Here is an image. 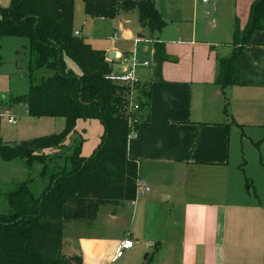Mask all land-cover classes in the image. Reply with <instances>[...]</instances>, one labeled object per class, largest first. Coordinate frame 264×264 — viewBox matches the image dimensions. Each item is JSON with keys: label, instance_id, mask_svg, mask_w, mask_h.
Instances as JSON below:
<instances>
[{"label": "crops", "instance_id": "crops-1", "mask_svg": "<svg viewBox=\"0 0 264 264\" xmlns=\"http://www.w3.org/2000/svg\"><path fill=\"white\" fill-rule=\"evenodd\" d=\"M11 1L0 0V7ZM255 1L194 0L187 8L183 0H156L167 26L151 35L137 12L91 18L83 0L82 5L75 0L74 31L93 49L108 58L136 50L141 61L151 63L138 71L146 90L139 99L148 105L133 114L138 134L128 142V158L151 191L132 202L108 204L114 211L102 206L93 223H66V256H81L83 264H264V30L254 32L242 52L241 83H217L221 61L235 52L236 27H246ZM81 12L84 25L78 28ZM105 29L113 33L103 34ZM92 30L101 32L89 36ZM103 39L109 46L100 45ZM157 43L165 45L168 57L159 74ZM44 118L56 124L63 120L65 128L64 118ZM88 129L92 136L101 130L99 138L90 137ZM103 132L97 119L78 121L75 135L84 139V157L93 154ZM74 138L69 136L67 146ZM247 144L260 152L256 161L248 158ZM4 162L0 169L7 172L0 184L14 187L4 194L30 185L27 179L16 180L8 166L22 162L13 168L25 174L34 164ZM11 213L9 205L8 213L0 215ZM126 237L134 247L115 260Z\"/></svg>", "mask_w": 264, "mask_h": 264}, {"label": "trees", "instance_id": "trees-1", "mask_svg": "<svg viewBox=\"0 0 264 264\" xmlns=\"http://www.w3.org/2000/svg\"><path fill=\"white\" fill-rule=\"evenodd\" d=\"M91 18L115 19L120 13L139 15L141 26L151 35L166 26L156 0H83ZM0 52L4 37L29 41L31 75L47 69L51 76L32 84L27 95L16 99L27 106L29 116L64 118L59 134L10 144L0 135V159L43 165L46 176L52 162L66 166L51 176L45 191L36 197L28 184L9 193L12 208L0 215V264H83L81 256L64 254L63 232L71 221L93 223L102 206L136 199V163L128 158L131 127L127 114L129 91L108 78L112 71L105 51L95 50L75 35V0H12L0 7ZM264 30V0H256L249 21L236 27L230 59L220 64L217 83L240 84L241 55L254 32ZM240 33L242 37L240 38ZM165 45H155L154 60L159 74L167 60ZM73 62L80 73L70 66ZM2 57L0 54V68ZM146 94L145 87L142 91ZM148 104H142L145 108ZM99 120L104 128L101 143L89 157L82 155L84 139L76 134L79 120ZM72 145L67 146L69 136Z\"/></svg>", "mask_w": 264, "mask_h": 264}, {"label": "rangeland", "instance_id": "rangeland-1", "mask_svg": "<svg viewBox=\"0 0 264 264\" xmlns=\"http://www.w3.org/2000/svg\"><path fill=\"white\" fill-rule=\"evenodd\" d=\"M5 1L6 3L8 2V0ZM78 1L79 4L82 5L81 0ZM162 3L167 4L168 0H162ZM182 3L185 4L188 8L192 7L194 0H183ZM84 19L85 18L83 12H81V18L79 13L78 16H76L75 26L78 28L82 27L84 25ZM203 22L207 23L206 20H203ZM93 26L94 29L101 27V25ZM239 28L241 32L245 29L240 25ZM89 29H93L91 24H89ZM100 32V30H92L91 33H89V36L98 35L100 34ZM110 32L113 33V31L105 29L102 33L109 34ZM239 37H242V33H240ZM100 45L109 46V42L107 39H103L102 41H100ZM28 46V39L23 37H4L1 42L0 54L2 57V66L0 68V114H6L9 112L14 113L18 117L19 121L17 125H12L8 122L6 117L0 119V132L4 136L5 141L10 144L29 141L53 134H59L65 129L63 127L64 125L61 124L64 123L63 120H60V122L56 124V121L50 120L48 118L35 119L29 117L26 105L24 103H19L18 101H16L17 98L28 94L32 84H39L43 77H48L53 74L52 71L43 69L37 70L31 75L29 70V63L31 58ZM130 46L131 44L129 43L125 44V47L127 48H130ZM70 63L77 68L75 63ZM99 125L102 129L101 124ZM91 133L92 131H89L88 129V134L90 135V137L98 139L101 130L100 132H97L95 136H92ZM87 139H89V136L87 137ZM246 152L251 162H253L254 160L256 161L260 154V152L255 147L252 148L250 144L246 145ZM4 163L6 162L0 159V165H3ZM19 163L22 162H15V164H10L8 166L9 171L11 174H13V176H17L16 180H29V186L31 187V190L36 197L40 196L48 187L50 183L49 174L57 173L66 166V162L64 160L55 159L50 166L48 176L43 177L41 174L43 171V165L41 163L36 162L31 168H28L27 166L25 174L21 173L17 168H13L16 167V165H23ZM6 172L7 170L0 169V176L4 177ZM12 188L14 187H11L8 184H0V214H7L9 211L7 194L4 193L8 192ZM103 209L114 211L116 207L105 205ZM103 218L105 217L103 216L102 219ZM102 219H100V224Z\"/></svg>", "mask_w": 264, "mask_h": 264}, {"label": "built area", "instance_id": "built-area-1", "mask_svg": "<svg viewBox=\"0 0 264 264\" xmlns=\"http://www.w3.org/2000/svg\"><path fill=\"white\" fill-rule=\"evenodd\" d=\"M208 2L209 0H203ZM76 36H80L79 32H75ZM140 42L139 40L136 43ZM111 63L112 71L108 78L114 80L118 85L126 88L129 91L127 114L129 117V124L131 127V135L136 136L137 121L133 118V114L142 109V102L139 99L144 89V84L138 76V71L141 67H149L151 65L148 61H141L137 51L128 53L126 55H118L114 58H108ZM6 117L8 122L12 125L18 124V117L14 113L0 114V119ZM151 191L146 180L137 177L136 180V199L146 196ZM135 242L128 237L121 240L119 249L116 253L115 260L121 259L125 256L126 252L134 247Z\"/></svg>", "mask_w": 264, "mask_h": 264}, {"label": "water", "instance_id": "water-1", "mask_svg": "<svg viewBox=\"0 0 264 264\" xmlns=\"http://www.w3.org/2000/svg\"><path fill=\"white\" fill-rule=\"evenodd\" d=\"M115 54V53H114ZM114 55H112V57H113Z\"/></svg>", "mask_w": 264, "mask_h": 264}]
</instances>
